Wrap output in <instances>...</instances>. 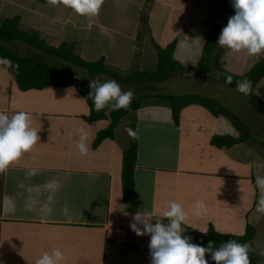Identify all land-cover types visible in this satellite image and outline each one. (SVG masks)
Wrapping results in <instances>:
<instances>
[{
  "label": "crops",
  "instance_id": "0c3cea01",
  "mask_svg": "<svg viewBox=\"0 0 264 264\" xmlns=\"http://www.w3.org/2000/svg\"><path fill=\"white\" fill-rule=\"evenodd\" d=\"M234 14L231 0H105L99 15L91 19L64 6L51 7L46 0H0V24L17 16L21 30L38 32L53 46L69 40L84 60L103 57L107 66L121 72L126 70L117 64L121 61L138 63L134 70H153L157 55L150 43L165 47L174 41L173 58L184 68L158 82L116 80L123 91H134L140 106L120 120L113 138L105 137L93 146L97 132L111 121L109 111L103 119L90 120L88 105L75 87L21 90L13 73L0 66V112L31 114L40 137L31 151L0 172V264H35L54 248L64 254L61 264H151V237L137 236L130 224L143 209L153 213L154 223L172 201L188 213L184 227L194 244L195 236L204 235L200 230L209 226L219 234L242 235L246 225H252L249 253L259 255L260 264L255 246L260 248L264 214L256 211L261 197L256 178L264 176V113L236 86L220 82L217 71H193L211 24H219L220 35ZM66 25L89 33L82 34L79 42L76 30L63 32ZM0 44L13 50L25 47L24 55L69 73L58 56L18 40L0 37ZM262 57L222 47L219 52L221 67L237 75ZM94 78L101 80L103 75ZM175 86L214 99L235 114L243 128L199 103L183 106L175 122L164 99L167 88L176 92ZM253 92L264 103V74ZM76 127L87 132V155L76 146ZM128 129L135 133L137 154L134 187L124 200L121 166L132 136ZM214 137L236 140L214 144ZM198 201L203 202L202 209L196 207ZM115 224L129 228V249H121L109 237L106 227Z\"/></svg>",
  "mask_w": 264,
  "mask_h": 264
},
{
  "label": "clouds",
  "instance_id": "9594fccd",
  "mask_svg": "<svg viewBox=\"0 0 264 264\" xmlns=\"http://www.w3.org/2000/svg\"><path fill=\"white\" fill-rule=\"evenodd\" d=\"M46 3L51 7L70 8L77 16L91 19L99 15L105 0H46ZM231 3L235 14L223 27L216 43L231 52H245L248 56L264 55V0H231ZM0 66L19 69V65L7 57L0 58ZM227 83H232L231 77ZM88 87L90 91L85 99L93 101L97 112L106 108L112 111L127 110L135 99L134 91H123L116 80L101 81L93 78ZM236 90L249 95L252 90L251 82L237 81ZM75 131L79 134L76 145L79 153L87 155V132L81 127H76ZM128 131L135 136L131 129ZM39 139L37 129L32 126L31 114L18 111L9 116L0 112V172L6 171L24 153L31 151ZM256 187L261 193L256 211L264 214V176L256 178ZM196 207L202 209L203 202L198 201ZM152 216L151 211L140 210L133 216V223L130 224L137 236L151 237V264H209L206 256H210L215 264H251L250 245L238 243L234 239L221 242L218 247H214V241L211 240L207 246L191 243V237L184 235L188 213L176 201L170 202L154 223ZM200 231L204 235L208 233L207 230ZM63 259V252L54 248L50 253L45 252L40 256L35 264H61Z\"/></svg>",
  "mask_w": 264,
  "mask_h": 264
},
{
  "label": "trees",
  "instance_id": "16d2710c",
  "mask_svg": "<svg viewBox=\"0 0 264 264\" xmlns=\"http://www.w3.org/2000/svg\"><path fill=\"white\" fill-rule=\"evenodd\" d=\"M219 24L212 23L209 29L207 38L204 42L201 57L197 65L193 68V71L200 74H207L209 72L217 71V79L229 86L235 87L237 81L247 79V82H251L252 90L249 94L251 104L264 113V103L256 97L253 92L254 84L264 74V57L260 58L248 71L244 74H233L221 67L219 61L220 46L216 43L219 37ZM0 37L6 41L20 40L29 46L41 50L44 53L55 55L67 62L76 66L82 67L93 75H107L118 81H147L158 82L167 79L175 71L184 70L183 67L173 58V49L175 42L172 41L165 47H160L155 41H152L153 46L156 49L157 62L156 67L153 70L138 71L132 70L130 73H120L119 71L107 66L104 62V58L88 61L81 58L79 55L73 52V45L69 42L63 41L58 46L48 44L42 39L38 32L23 31L19 27V18L14 16L12 18H5L0 24ZM0 56L7 57L12 60L14 64L19 65V69L9 68L8 70L15 76L16 84L21 90H27L30 88L42 89L46 86H73L81 94L83 99L88 105V118L90 120H100L106 117V112L109 111V117L111 119L108 126L97 132V135L93 141V146H96L103 138H113L115 136L114 129L120 122V120L130 111L136 110L140 106V100L134 99L131 107L127 110L120 109L119 111H112L106 108L102 111H95L94 104L91 99H85L90 91L88 84L89 81L80 77H76L73 73H66L55 69L36 58L30 56L20 55L4 45L0 44ZM231 77L232 83H227L228 78ZM165 100L172 111V117L175 122L178 121V115L181 108L190 103H199L206 107L214 115L223 114L232 123L241 129L243 123L239 118L235 116L230 110L223 107L217 101L207 96L191 95L187 96H170L164 95ZM243 138V137H242ZM232 137H214L212 139L214 144H231L235 141ZM137 154V141L132 135L129 141L128 147L123 151L122 166H121V181H122V196L126 200L134 187L133 171L135 167ZM254 227L250 224L246 225L245 232L242 235H224L217 233L212 226H209L207 235L197 234L195 236L196 244L207 246L208 241H214V247H218L221 242H226L230 239L236 240L241 244H248L253 235ZM185 236L191 237V233L185 231ZM192 243V242H191ZM211 257L206 256V259ZM249 259L251 264H258L259 255L250 252ZM210 264V263H209ZM211 264H215L213 261Z\"/></svg>",
  "mask_w": 264,
  "mask_h": 264
},
{
  "label": "rangeland",
  "instance_id": "374dc122",
  "mask_svg": "<svg viewBox=\"0 0 264 264\" xmlns=\"http://www.w3.org/2000/svg\"><path fill=\"white\" fill-rule=\"evenodd\" d=\"M12 12H15V11H12ZM145 15H146V10H144L143 12H141V21H140V23H141V26H144V22H142V19H145ZM7 18H12V17H7ZM4 20V19H3ZM138 23V22H137ZM70 24H72V23H70ZM73 30H76L75 32L77 33L76 35H78L79 36V38L77 39L79 42L80 41H82L83 39H82V34H84V35H86V33H89V31H86V30H84V29H76L75 27H70L69 25H66L65 26V28L63 29V32L64 31H73ZM141 31H143V30H141ZM88 35V34H87ZM86 37V36H85ZM89 40H88V42H87V46H89L90 47V40H91V37L89 36ZM18 41H20V40H18ZM77 41V42H78ZM67 42V41H66ZM68 42H69V40H68ZM83 42V41H82ZM20 43H22L23 45L24 44H26V43H24V42H22V41H20ZM17 45H20V44H17ZM28 45V44H27ZM6 48H9V49H11L12 51H14V52H16V53H18V54H20V55H24L25 54V47H24V49H18V47L17 46H15V47H17V48H15V50H13L10 46L8 47V46H6V45H4ZM73 46H74V44H73ZM81 46V44H79V47ZM150 49H152V50H155V52H156V49L153 47V45L150 43ZM153 47V48H152ZM73 50V52L74 53H76V54H78L79 53V51H78V48H73L72 49ZM89 51H90V53H92V49L90 48L89 49ZM78 52V53H77ZM90 53H88L87 52V54H86V56L87 55H89ZM24 56H26V55H24ZM84 56V55H83ZM83 56H81V57H83ZM85 57V56H84ZM88 58V57H87ZM85 59H86V57H85ZM62 63L64 64V65H66V66H68V72L70 73L71 71H73L74 72V74H77V75H80L81 76V78H83V79H85V80H89L90 81V79H93L94 77H96V75H93V74H91V73H89L88 71H86L85 69H83V68H80L79 66H76V65H73V64H71V63H69V62H66V61H64V60H62ZM46 64V63H45ZM111 64H113V63H111ZM119 66H122V67H124L126 70L125 71H123L122 73H130L132 70H134L135 68H137V65H138V63H136V62H128V61H121V62H118L117 63ZM47 65H49V64H47ZM49 66H51V67H54V65H49ZM112 66H114V65H112ZM55 68V67H54ZM113 69H115V68H113ZM115 70H117V71H119L120 73H121V70H118V69H115ZM64 72H67V71H65V70H63ZM62 71V72H63ZM76 75V77H78ZM104 79L105 80H108V78H106L104 75H103V78L101 79V81H104ZM114 79V78H113ZM114 80H116V79H114ZM134 80H136L137 81V79H134ZM118 81V80H117ZM176 86H177V84H176ZM175 86V88H177ZM168 90H167V94L168 95H170V96H187V97H189V96H191V95H194L195 93H192V91L191 90H189V91H187L186 90V88H185V86H182L181 88H177V90H176V92H174L173 90H171L170 88H167ZM123 90V89H122ZM142 90L144 91V93H146L147 92V89H146V87H144V86H142ZM127 91V90H126ZM171 91V92H170ZM143 93V94H144ZM196 94H200V92H197ZM246 98H248V100L250 101V97H249V95H246ZM165 99V98H164ZM151 101V100H150ZM167 101V100H166ZM94 123V122H93ZM99 123V122H98ZM245 129H247V127L245 128ZM260 226L259 227H261L262 229H260V234H259V240L258 241H260L261 242V244H260V248H258L257 246H255V249L256 250H258L259 252H260V254H261V260H260V264H264V228L262 227L263 225H264V218H263V220L260 222V224H259Z\"/></svg>",
  "mask_w": 264,
  "mask_h": 264
},
{
  "label": "built area",
  "instance_id": "2783aa9c",
  "mask_svg": "<svg viewBox=\"0 0 264 264\" xmlns=\"http://www.w3.org/2000/svg\"><path fill=\"white\" fill-rule=\"evenodd\" d=\"M166 223V222H164ZM109 237L121 249H129L131 237L129 235V228L125 225L115 224L106 227Z\"/></svg>",
  "mask_w": 264,
  "mask_h": 264
}]
</instances>
